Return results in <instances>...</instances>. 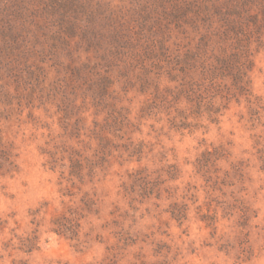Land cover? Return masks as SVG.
<instances>
[{
  "label": "rangeland",
  "instance_id": "rangeland-1",
  "mask_svg": "<svg viewBox=\"0 0 264 264\" xmlns=\"http://www.w3.org/2000/svg\"><path fill=\"white\" fill-rule=\"evenodd\" d=\"M192 1L0 0V264H264L262 12Z\"/></svg>",
  "mask_w": 264,
  "mask_h": 264
},
{
  "label": "trees",
  "instance_id": "trees-1",
  "mask_svg": "<svg viewBox=\"0 0 264 264\" xmlns=\"http://www.w3.org/2000/svg\"><path fill=\"white\" fill-rule=\"evenodd\" d=\"M196 1V3H195ZM259 0H194L187 4V8H192L195 13L196 20H202L204 24H213V17H218L223 23H232L234 16L237 18H249L258 21L261 12L264 21V1L258 3ZM258 3V4H257ZM260 7L257 14L252 15L254 7ZM262 7V8H261ZM187 10V9H185ZM232 26L230 25V28ZM0 158L7 163H11L12 154L6 148L0 136Z\"/></svg>",
  "mask_w": 264,
  "mask_h": 264
}]
</instances>
